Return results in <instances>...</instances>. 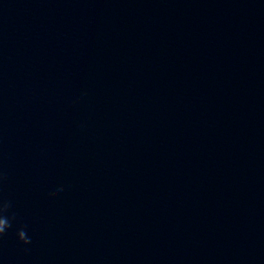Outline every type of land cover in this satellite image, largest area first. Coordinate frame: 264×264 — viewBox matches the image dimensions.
<instances>
[{"label":"clouds","instance_id":"9594fccd","mask_svg":"<svg viewBox=\"0 0 264 264\" xmlns=\"http://www.w3.org/2000/svg\"><path fill=\"white\" fill-rule=\"evenodd\" d=\"M51 195H55L52 193ZM11 209V202L0 198V238H2L7 231L12 228L13 221L16 219L15 214H9ZM17 238L23 244L27 245L31 243V238L27 236L24 227L17 229Z\"/></svg>","mask_w":264,"mask_h":264}]
</instances>
